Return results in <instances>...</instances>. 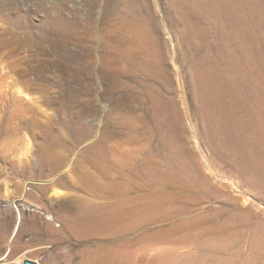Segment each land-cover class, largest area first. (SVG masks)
Returning <instances> with one entry per match:
<instances>
[{"label":"rangeland","instance_id":"374dc122","mask_svg":"<svg viewBox=\"0 0 264 264\" xmlns=\"http://www.w3.org/2000/svg\"><path fill=\"white\" fill-rule=\"evenodd\" d=\"M213 2L0 0V257L264 264V193L244 205L227 187L182 176L171 145L201 162L190 135L202 117L193 66L231 81L234 56L260 81L244 54L264 58L251 0H228L219 12ZM242 93L255 106L245 84ZM215 158L234 172L233 158Z\"/></svg>","mask_w":264,"mask_h":264},{"label":"bare ground","instance_id":"6f19581e","mask_svg":"<svg viewBox=\"0 0 264 264\" xmlns=\"http://www.w3.org/2000/svg\"><path fill=\"white\" fill-rule=\"evenodd\" d=\"M262 2H264V0H262ZM227 3L228 0H214L213 8L219 12ZM249 3L250 9L253 12H258V22L263 25L264 29V3L260 4L255 0H251ZM238 35L235 29L232 32V39H236L239 37ZM241 36L243 37L244 35ZM243 39L239 37L236 39L237 43H242ZM260 44L264 50V30ZM240 47L243 49L245 47L244 43H242ZM244 54L251 68L257 72L260 79L259 83L251 80V77L245 72L244 65L237 62L234 56L231 57L230 60L227 58L234 73H231V81L230 79L229 81L226 80L227 78H225L223 73H218L219 71L212 68L208 69V66L207 68L199 66L192 67V81H190L193 84L195 100L201 109L202 117L201 133L199 132L198 122L194 125L190 123V135L194 139V148L198 151V157L202 163L193 161L191 154L189 155L188 152H184L179 142L173 141L171 145L177 152L176 168L182 176L184 175L193 181L212 187H227L231 190V197L233 196V192H237L240 194L239 197L243 200L244 205H252L258 203L256 196L260 193H264V58H257V55L253 54V52H246ZM228 55L230 56V54ZM174 59H171V63L172 67L176 68V59ZM176 76L178 78L179 75ZM180 79H177L178 85L183 84ZM244 84L253 93V96H255V106H251L247 102L245 94L242 93ZM183 86L184 85H182V87ZM180 96L182 97L180 102L181 105L179 106H183L185 110L184 115L187 118L189 117L187 112L188 101L184 94ZM182 120L183 117L179 120L180 125ZM212 121L218 124V130L220 131L219 138L216 137L217 132L213 128ZM200 134H202V136H200ZM202 138L207 142L209 141L211 145L210 148H207L208 145H206L207 147L205 148ZM215 156L223 158L229 156V158H233V165L235 166V169H233L234 172H229L227 174L226 172L228 171H225V173L222 172L218 167V163H216L217 158H215ZM63 193L62 190H58L55 194L62 195ZM159 198L160 197L152 198L150 203L157 202ZM16 213L17 221L12 237L16 235L21 220L20 210L18 209ZM122 217L123 215L116 219H121ZM6 255H8V253H6ZM1 258L2 257H0V259ZM21 262L22 260H16L11 262V264H20Z\"/></svg>","mask_w":264,"mask_h":264},{"label":"built area","instance_id":"2783aa9c","mask_svg":"<svg viewBox=\"0 0 264 264\" xmlns=\"http://www.w3.org/2000/svg\"><path fill=\"white\" fill-rule=\"evenodd\" d=\"M7 258H8V255H5V256H3L0 260H2V261H0V264H11V262H8L7 261ZM5 260V261H4ZM25 263V261H22L20 264H24Z\"/></svg>","mask_w":264,"mask_h":264},{"label":"water","instance_id":"95a60500","mask_svg":"<svg viewBox=\"0 0 264 264\" xmlns=\"http://www.w3.org/2000/svg\"><path fill=\"white\" fill-rule=\"evenodd\" d=\"M24 264H38V263H36V262H34V261H31V260H28V261H25Z\"/></svg>","mask_w":264,"mask_h":264}]
</instances>
